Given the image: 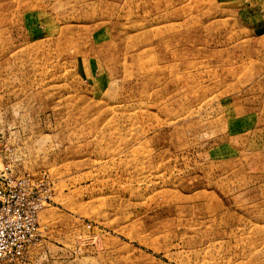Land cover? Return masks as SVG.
I'll return each instance as SVG.
<instances>
[{
	"label": "rangeland",
	"instance_id": "rangeland-1",
	"mask_svg": "<svg viewBox=\"0 0 264 264\" xmlns=\"http://www.w3.org/2000/svg\"><path fill=\"white\" fill-rule=\"evenodd\" d=\"M0 172L13 264H264V0H0Z\"/></svg>",
	"mask_w": 264,
	"mask_h": 264
},
{
	"label": "built area",
	"instance_id": "built-area-1",
	"mask_svg": "<svg viewBox=\"0 0 264 264\" xmlns=\"http://www.w3.org/2000/svg\"><path fill=\"white\" fill-rule=\"evenodd\" d=\"M29 176L0 172V264L21 258L37 236V215L43 205Z\"/></svg>",
	"mask_w": 264,
	"mask_h": 264
}]
</instances>
